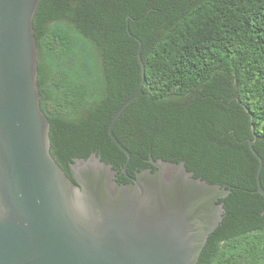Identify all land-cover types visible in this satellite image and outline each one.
I'll use <instances>...</instances> for the list:
<instances>
[{"label": "trees", "instance_id": "obj_1", "mask_svg": "<svg viewBox=\"0 0 264 264\" xmlns=\"http://www.w3.org/2000/svg\"><path fill=\"white\" fill-rule=\"evenodd\" d=\"M51 153L92 154L119 183L183 162L232 189L197 264H264V0H41L34 16ZM141 59L145 66L143 71ZM143 91L109 134L123 104Z\"/></svg>", "mask_w": 264, "mask_h": 264}, {"label": "water", "instance_id": "obj_2", "mask_svg": "<svg viewBox=\"0 0 264 264\" xmlns=\"http://www.w3.org/2000/svg\"><path fill=\"white\" fill-rule=\"evenodd\" d=\"M40 2L0 0V264H197L224 219L219 201L232 189L196 179L183 162L152 157L156 170L129 183H119L113 165L96 154L71 163L70 178L51 153V123L40 105L33 24ZM143 85L109 129L128 157L125 175L131 153L114 128ZM81 199L86 217L74 212Z\"/></svg>", "mask_w": 264, "mask_h": 264}, {"label": "clouds", "instance_id": "obj_3", "mask_svg": "<svg viewBox=\"0 0 264 264\" xmlns=\"http://www.w3.org/2000/svg\"><path fill=\"white\" fill-rule=\"evenodd\" d=\"M80 196H82V194H80ZM74 212L80 216L86 217L88 214V207L86 202H84L82 199L78 201L74 207Z\"/></svg>", "mask_w": 264, "mask_h": 264}, {"label": "flooded vegetation", "instance_id": "obj_4", "mask_svg": "<svg viewBox=\"0 0 264 264\" xmlns=\"http://www.w3.org/2000/svg\"><path fill=\"white\" fill-rule=\"evenodd\" d=\"M153 167V166H152ZM154 168V167H153ZM150 169V168H149ZM152 170V169H151Z\"/></svg>", "mask_w": 264, "mask_h": 264}]
</instances>
